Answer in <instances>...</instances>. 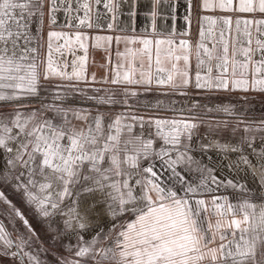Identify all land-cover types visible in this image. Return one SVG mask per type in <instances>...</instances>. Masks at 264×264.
<instances>
[{"label": "snow or ice", "instance_id": "obj_1", "mask_svg": "<svg viewBox=\"0 0 264 264\" xmlns=\"http://www.w3.org/2000/svg\"><path fill=\"white\" fill-rule=\"evenodd\" d=\"M183 3L0 0V264H264V0Z\"/></svg>", "mask_w": 264, "mask_h": 264}, {"label": "crops", "instance_id": "obj_2", "mask_svg": "<svg viewBox=\"0 0 264 264\" xmlns=\"http://www.w3.org/2000/svg\"><path fill=\"white\" fill-rule=\"evenodd\" d=\"M141 2H143V0H141ZM102 7V6H101ZM184 8L185 5L183 3V0H177V28L179 29L181 26H183L184 21L182 19H180V17L183 16L184 14ZM219 14V13H217ZM158 26L161 24V21L158 20L157 21ZM168 23L170 24L171 21L169 20ZM64 31H68L70 32L71 29H65ZM83 31L87 32L90 34V36H95V35H113V33L111 32H97V30L95 29H84ZM45 32H47V28L45 29ZM192 32H193V39H195V33H196V25H195V17L193 20V26H192ZM89 48H88V61H87V72L88 75L91 76V74L95 73L97 79L103 77L106 74V68L101 67V65L106 64L107 60H106V54L105 51L103 50V48H95L92 47V44L94 43V40H88L87 41ZM116 45L115 43H113L111 45V49H112V58L113 60L115 59V49H116ZM120 50L122 51L124 48L123 44L119 45ZM83 53L78 51L77 55H82ZM68 60H71L72 57L71 55L67 56ZM80 87H97V88H106V87H111V88H115L116 86L113 85H100V84H93V83H81ZM226 97L228 96V94H224ZM240 95H244L242 93H237L232 97V101L235 100L236 96H240ZM248 101L247 103L249 105H256V106H264V94H259V93H248ZM227 100V99H226ZM236 101V100H235ZM241 103L243 104L244 102L241 101Z\"/></svg>", "mask_w": 264, "mask_h": 264}, {"label": "rangeland", "instance_id": "obj_3", "mask_svg": "<svg viewBox=\"0 0 264 264\" xmlns=\"http://www.w3.org/2000/svg\"><path fill=\"white\" fill-rule=\"evenodd\" d=\"M82 88H86V89H90L92 87H82ZM158 93H153V94H150V96H154V95H157ZM162 99H165L164 97H161ZM141 99H143V97H141ZM171 99H174L178 102H183L185 103L186 105H191V103L193 102V99L198 101L200 104H208L209 101L204 99L203 97H194L192 99H189V98H182V97H171ZM225 102H228L227 100H225ZM233 103H235L236 101H232ZM240 104L242 105V103L240 102ZM86 106V105H85ZM238 107V110H242L240 105L237 106ZM121 109L117 108L116 111H120ZM140 111L143 112V111H146L144 108H140ZM197 111L199 112L200 110L197 109ZM161 115H168V116H171L172 113H161ZM206 120H212V119H228L230 121V124H229V127L231 128L234 123H235V117H227V116H215V114L209 116V117H205ZM244 119H250V120H260V119H264V106H256V105H251V107L248 109V112H247V115L244 117ZM201 135H204L205 132L207 131V129L205 128H201ZM230 133H223V135L219 134V133H213L211 135H209V139H212V138H215V139H221V140H225V139H228ZM239 135V133H238ZM205 143H207L208 141L205 140L204 141ZM209 155L212 157V156H218L216 154L215 151H212L209 153ZM229 157L231 158L232 156H234V154H231L229 153L228 154ZM213 158V157H212ZM205 159V162H208L206 158ZM216 159V158H215ZM218 160V159H217ZM226 162H228L226 160ZM223 163L225 164V161H223ZM227 168L225 169V172H226ZM217 175H219V173H217ZM242 175V174H241ZM250 175V173H249ZM13 202L16 203V199L13 198ZM18 207L20 206L19 204L17 205ZM6 207V206H5ZM0 219L4 220V223L8 226L9 229H11L12 225L8 222V219L4 216H0ZM19 223V222H18ZM30 223H33V227L34 229L37 231V234H40V232L42 230H45L47 229V224L46 223H41L39 220H36V221H31L30 220ZM64 255H68V253H64ZM49 258L51 259V254L49 256ZM4 264H8L7 261L4 262Z\"/></svg>", "mask_w": 264, "mask_h": 264}, {"label": "bare ground", "instance_id": "obj_4", "mask_svg": "<svg viewBox=\"0 0 264 264\" xmlns=\"http://www.w3.org/2000/svg\"><path fill=\"white\" fill-rule=\"evenodd\" d=\"M213 158V161H216L217 159L218 160H220L221 159V157L220 156H212ZM216 158V159H215ZM225 161V165L228 163V162H226V160H224ZM226 172H227V170H226ZM243 175V174H242Z\"/></svg>", "mask_w": 264, "mask_h": 264}]
</instances>
